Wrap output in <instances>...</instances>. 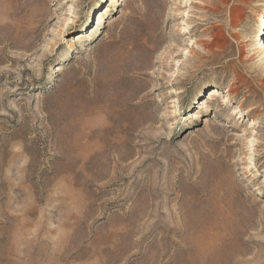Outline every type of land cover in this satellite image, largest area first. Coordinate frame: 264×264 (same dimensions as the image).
Listing matches in <instances>:
<instances>
[{"label":"rangeland","instance_id":"1","mask_svg":"<svg viewBox=\"0 0 264 264\" xmlns=\"http://www.w3.org/2000/svg\"><path fill=\"white\" fill-rule=\"evenodd\" d=\"M112 1L0 0V264H264V0Z\"/></svg>","mask_w":264,"mask_h":264},{"label":"bare ground","instance_id":"2","mask_svg":"<svg viewBox=\"0 0 264 264\" xmlns=\"http://www.w3.org/2000/svg\"><path fill=\"white\" fill-rule=\"evenodd\" d=\"M112 4H116V0H113L111 2ZM58 71H61V70H58ZM53 72H57L56 70H53ZM239 84L235 81H232L231 84L229 85V88H228V92L229 93H232V94H236L237 93V90L239 89ZM254 108H251L250 111H253Z\"/></svg>","mask_w":264,"mask_h":264}]
</instances>
